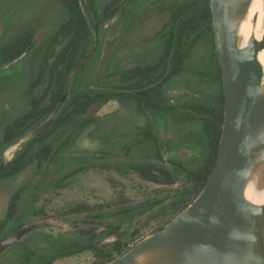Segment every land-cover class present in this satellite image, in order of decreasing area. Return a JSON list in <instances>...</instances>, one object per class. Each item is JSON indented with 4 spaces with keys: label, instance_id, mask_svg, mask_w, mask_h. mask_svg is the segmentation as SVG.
<instances>
[{
    "label": "rangeland",
    "instance_id": "374dc122",
    "mask_svg": "<svg viewBox=\"0 0 264 264\" xmlns=\"http://www.w3.org/2000/svg\"><path fill=\"white\" fill-rule=\"evenodd\" d=\"M100 1L102 4L109 2ZM175 1L177 0H136L134 6L128 7L123 14L105 23L100 31L95 56L84 73V81L94 85H105L116 79L120 71L152 60L160 43L156 34L167 19V7ZM62 18V9L54 0H0V46L30 23L40 24L35 37L37 43L54 31ZM196 52L198 61H194L192 67H199V62L205 61L204 46H199ZM105 56H108L106 63L100 70ZM35 71L33 60L25 59L22 70L17 67L14 73L9 70L0 73V133L5 125L10 124L25 111L23 93ZM99 71L97 77L106 75L105 78L102 77L103 81L100 83L94 80ZM203 95L201 88L187 75L177 78L166 87V98L174 104L191 98L201 99ZM89 116L96 120L93 125L74 139L69 148L62 149L54 161L42 170H35L34 166L28 167L16 177L0 184V220L5 216L11 195L19 188L26 189L25 199L13 217L25 214L23 220L25 226L46 225L26 234L22 240L24 239L29 247L34 243L31 241L36 240V246L46 248L45 255L49 258L55 255L54 246L57 241L84 240L85 236L79 235V231L94 229L95 234H101L107 231L109 225L118 224L122 225L123 230L137 231L134 238L125 239L121 245L128 252L140 241L154 235L168 218H163L157 209L136 213L131 217L110 213L123 208H140L145 202H153L182 185L181 180L173 186L153 185L141 180L133 172L118 174L114 171L94 169H86L64 183L60 182L59 179L64 174L81 165L99 163L112 166L124 163V148L136 140L133 128L143 124V120L135 116L130 109L122 108L115 102L92 110ZM151 120L156 133L164 143L162 152L164 160H179L189 168L199 164V159L203 157V149L199 138L192 133L195 131L194 128L180 136L176 132V126L174 130L170 126L167 127L163 118L152 116ZM31 135L32 133H29L22 142ZM64 136L65 133L57 141H61ZM9 148L11 146L4 152ZM11 151L14 152V148H11ZM150 154L149 147H141L134 150L133 157L136 160L135 157ZM10 156L9 153L7 158ZM256 170L262 173L261 182L264 184V166ZM81 203L91 207L103 205L102 209L98 210H101L103 215L97 218L94 210L83 214L69 212L73 206ZM33 209L42 213L39 216L26 214ZM260 209L262 211L260 242L263 247L264 205ZM44 238L48 239L47 242L43 240ZM41 240L43 243L38 244ZM119 258L121 257L115 255V259ZM11 259L10 253H5L0 257V264H13L10 262ZM93 261V254L84 252L55 259L53 264H92Z\"/></svg>",
    "mask_w": 264,
    "mask_h": 264
},
{
    "label": "trees",
    "instance_id": "16d2710c",
    "mask_svg": "<svg viewBox=\"0 0 264 264\" xmlns=\"http://www.w3.org/2000/svg\"><path fill=\"white\" fill-rule=\"evenodd\" d=\"M54 1L62 9L63 18L53 32L36 44L34 39L40 24L30 23L22 33L0 46V68L28 51V59L33 60L36 70L25 91L27 110L4 130L1 153L26 133L32 135L13 161L5 163L0 158V183L20 173L32 156L42 161L47 155L48 141L58 131L63 128L69 131L76 120L115 101L144 118L150 114L163 116L169 126H176L180 136L194 128L192 133L201 142L203 157L200 165L186 171L179 165L185 184L174 198V210L166 226L204 189L219 148L224 94L221 69L214 52L210 0H177L169 5L167 19L157 33L160 38L158 57L143 67L119 72L114 81L99 87L82 81L99 33L105 23L123 14L136 0H109L104 4L100 0ZM201 45L205 48V61L199 62V67H192L191 64L198 61L196 50ZM259 48L264 49V37ZM184 75L189 76L204 95L201 99L191 98L171 105L165 98L166 87ZM91 123V119L83 122L70 133L67 141L70 143L72 136ZM137 130L138 145L152 147L156 159L160 160L162 143L151 127L148 125ZM152 166L154 164L139 161L132 165V169L142 179L156 184L168 177L169 173H157ZM167 182L174 184L175 178L172 180L170 177ZM11 212L9 209L8 217ZM84 252L93 254L92 264H114L117 261L115 255L122 257L127 251L118 244L108 251L98 249L93 243L79 248L66 246L58 251L62 257ZM48 264H53V259Z\"/></svg>",
    "mask_w": 264,
    "mask_h": 264
},
{
    "label": "water",
    "instance_id": "95a60500",
    "mask_svg": "<svg viewBox=\"0 0 264 264\" xmlns=\"http://www.w3.org/2000/svg\"><path fill=\"white\" fill-rule=\"evenodd\" d=\"M244 5L245 0L209 1L214 52L222 74L224 116L215 165L206 186L185 211L114 264H134L145 252L160 247L168 249L172 264H264L262 211L243 196L253 156L264 144L262 69L256 59L260 48L250 40L247 48L240 50L234 38L232 19ZM12 64L0 68V73ZM45 226L12 234L0 243V255L26 234ZM119 238L118 234L109 236L96 247L106 249Z\"/></svg>",
    "mask_w": 264,
    "mask_h": 264
},
{
    "label": "flooded vegetation",
    "instance_id": "af4514ba",
    "mask_svg": "<svg viewBox=\"0 0 264 264\" xmlns=\"http://www.w3.org/2000/svg\"><path fill=\"white\" fill-rule=\"evenodd\" d=\"M135 4H136V1H135V3L133 5H130L128 7L134 6ZM22 32L23 31H21L19 33H22ZM51 32H53V31H51ZM50 33H48V34H50ZM156 36H157V34H156ZM35 37H36V35H35ZM99 38H100V33H99ZM99 38H98V41H97V43L95 45L94 53H93V55L88 60L87 66H88L89 62L95 56V52L97 50V45H98V42H99ZM34 42L36 43L35 39H34ZM39 42H37L36 44H38ZM159 50H160V43H159V47L157 48V53H156L155 57L152 60H150L149 62H146L144 64H136V65H134V66H132L130 68L124 69V70H129V69H131L133 67H136V66L143 67V66L151 63L152 61H154L158 57ZM28 55H29L28 51H25L22 55H20L16 59H14L12 61L13 64H12L11 68L6 69V70H9L12 73H14V71H16L17 67L21 68V70H22L23 64H24V60L25 59H28ZM108 56H109V54H108ZM12 62H10L9 64H11ZM87 66H86V68H85V70L83 72V76H82L83 83L84 84H87V85H90V86H93V87L103 86V85H94V84H91L89 82H85L84 81V73H85V71L87 69ZM99 73L100 72H98L97 75L94 77V80H95V82H99L100 83L101 81H103L102 77L105 78L106 75L101 76V77H97ZM117 75H118V73H117ZM32 80H33V78L28 82V84ZM114 80H111V81H114ZM108 83L109 82H107L106 84H108ZM26 89H27V87H26ZM26 89H25V91H26ZM25 91L23 93V97L25 99L26 109L23 112V114L26 112V110H27V104H28V102H27V96L25 95ZM165 98H166V92H165ZM166 100H167V98H166ZM111 102H115V101H111ZM167 102L170 103L171 105H174V103H171L168 100H167ZM126 108L130 109V111H132L135 116L141 118L143 120V124L142 125H137L136 127L133 128L134 129V132H135L136 140L134 141L133 144L130 143V144H128L124 148V151H123L124 163L115 164V165H112V166H105V165H102V164H99V163H97V164H88V165H81L80 167H78L76 169H73L72 171L68 172L67 174H64L59 179V181L62 182V183H64L65 181L69 180L70 178L76 176L77 174H80V173L86 171V169L87 170L94 169V170H100V171H114V172H116L118 174L119 173L120 174H123V173L126 174V173L133 172L132 165L138 163L139 161L142 162V163H152V164H154V166H152L154 168V171H156L157 173H159V171H165V172L169 173V175H167L168 177L167 178H162L161 182L158 183V184H156V183H152V182L146 181V180L142 179L141 177H139L136 174L141 180H143L145 182H148L150 184H153V185H161V186H173V185H175L178 182V180H181V184L182 185L180 187L176 188L175 190H173L172 192H169L167 195H165V196H163V197H161V198H159L157 200H154L153 202H150V203L145 202L144 204L141 205L140 208H123L122 210H119L117 212L110 213V214L111 215H122V216H129V217H131L132 215H134L136 213H145L146 211L153 210V209H157V210H159L160 215L163 218L167 217L169 219L171 217V213L174 210V205H175L174 204V201H175L174 198L176 197L177 192L185 184V179H184V176H183V172L182 171L180 172L179 165H181V168L182 169H185L184 171H186V170H194L195 167L189 168L188 166L185 165V163H183L182 161H179V160H174V159L164 160L163 159V153L162 152H163V149H164V143L159 138L158 134L156 133L155 127H154V125L152 123V120H151L152 116H157V117H161V118L164 119L163 116L157 115V114H150L148 116V118L147 117L144 118V117L140 116L139 114L135 113L130 107H126ZM89 115H90V113H88L83 119H80L79 121L76 120V122H74L73 126L71 127V129L69 131H67V129H65V128H63L62 130L58 131L52 138H50V140L47 143L48 150H47L46 157L42 161H40L39 158H35V157L32 156V158L29 159V164L21 172H23L24 170H26L28 167H31V166H34L35 167V170H42V168H44L47 164H49L52 161H54L56 159V157L60 154V151L62 149L65 150V149L69 148L70 145L73 143L74 139H76L78 136H80V134L82 132H84L91 125H93V123L96 120L93 117H90ZM89 119L92 120V123L89 124L88 126L82 128L78 133H76L74 136H72V138H71L72 140L69 143L67 140H68V137H70L69 136L70 133L73 132V131H75L76 129H78V127L81 126L83 122H85V121H87ZM167 123L168 122L166 121V124ZM8 125H5L1 129V133H0V143H1V140L3 138V132H4V130L6 129V127ZM148 125L151 127V129H152L153 133L155 134V136L162 143V148L160 150V157H161L160 160L159 159H156V157L154 155V149L152 147H150L148 145H144V146L138 145L139 137L137 135V132H138L137 129L138 128H141V127H146ZM167 127H169L168 124H167ZM172 129L174 130V126H172ZM29 133H26V135L23 138H20L19 140H17L13 144L14 146L11 145V148H14V150H15L14 152H12L11 151V148H9L4 153L3 152L1 153L2 145L0 144V158H1V160L2 161L5 160V163H8V162L13 161L14 158H15V156L24 148V146L26 144V141L29 138L26 141H23V142H22V140ZM64 133H65V136L62 137L61 141L58 142L57 139L62 134H64ZM141 147H149V149L151 150V154L150 155H147L145 157H135L136 158V160H135L134 157H133V152H134L135 149L141 148ZM9 153L11 154V156L8 159L7 158V155ZM137 159H139V160H137ZM200 161H201V159H199V164L197 166L200 165ZM20 173L12 176L11 178L16 177ZM170 177H171L172 180H174V178H175L174 184H168L167 180L170 179ZM11 178H9V179H11ZM25 193H26V189H23V187H22V188L17 189L11 195V197H10V199L8 201V204H7L5 216H4L3 219L0 220V243L3 240H5L6 238H8L9 236H11L12 234H15L16 232H18V231H20L22 229H25V228H28V227H32V226H38L39 225V224H36V225H26L25 226L23 224V220L26 217L25 214H23L22 216H17L16 218L13 217L14 213L19 209V207L23 203V201L25 199V196H26ZM13 205H14V207H13ZM102 206L103 205H98V206H92L91 207V206H89L87 204L81 203V204H77V205L73 206L70 209L69 212L71 214H83V213H89L90 211L92 212L94 210V212L96 213L95 216L98 218L99 215H103V213H102L101 210L98 211L99 209H102ZM9 209L12 210V212H11L12 215L10 217H8ZM41 213H42L41 211L33 209L29 213H26V214H32L33 216H39ZM166 222L167 221H165V223L158 228V230L155 232V234L157 232H159L160 230H162L161 228L165 226ZM115 234H118V236L120 238L118 240H116L110 247L106 248V250H108V251H110L114 245H117V244L118 245H122L124 243V240L125 239L134 238L137 235V231L129 232L127 230H123L121 224H118V225H109L107 227V231L105 233H101V234H95V230L94 229H89V230H85V231H79V235L85 236L84 240H82V239H79V240L78 239H73V240H69V241L68 240H60V241H57L55 243V246H54L55 247V251H54V254L55 255L52 258H49V256H46L45 255V253L47 252L46 251V248H41V247H39V245L36 246L37 245V244H35L36 240H32L31 241L32 243L33 242L34 243L32 245H30V247H29L28 244L25 243V240L24 239L23 240H20L19 242L15 243L11 248H9L5 253H10V255L12 257V259H11L10 262H12L13 264H48V263H50V261L52 259H53V262H54L55 259L65 258V257H62L58 253V251L60 250V248L63 249V248H66V246H75V248H79V247H81L83 245H86L88 243H93V244L96 245L97 243H99L103 239L108 238L109 236H112V235H115ZM43 240L45 242H47L48 239L44 238ZM42 243H43L42 240H41L40 243L38 242V244H42ZM263 254H264V245H263ZM2 255H0V257ZM46 257H48V258H46ZM68 257H71V256H68Z\"/></svg>",
    "mask_w": 264,
    "mask_h": 264
},
{
    "label": "bare ground",
    "instance_id": "6f19581e",
    "mask_svg": "<svg viewBox=\"0 0 264 264\" xmlns=\"http://www.w3.org/2000/svg\"><path fill=\"white\" fill-rule=\"evenodd\" d=\"M232 24L238 49L245 50L250 40H254L256 44L261 42L264 33V0H251L247 10L243 12L242 18L241 13L236 14L232 19ZM256 59L262 69L260 95H263L264 49H258ZM253 157V164L246 179L243 196L250 205L261 207L264 205V184L261 182L262 173L256 168L259 169L264 166V144ZM167 250L160 247L145 252L135 260L134 264H172L169 262L171 260Z\"/></svg>",
    "mask_w": 264,
    "mask_h": 264
},
{
    "label": "snow or ice",
    "instance_id": "6c2138e0",
    "mask_svg": "<svg viewBox=\"0 0 264 264\" xmlns=\"http://www.w3.org/2000/svg\"><path fill=\"white\" fill-rule=\"evenodd\" d=\"M247 10V0H245V5H244V8L242 9V12H241V18L243 16V12ZM251 44L254 46L255 45V42L252 41Z\"/></svg>",
    "mask_w": 264,
    "mask_h": 264
}]
</instances>
